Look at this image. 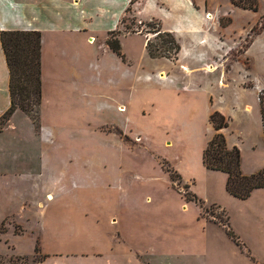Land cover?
<instances>
[{
  "label": "crops",
  "instance_id": "crops-1",
  "mask_svg": "<svg viewBox=\"0 0 264 264\" xmlns=\"http://www.w3.org/2000/svg\"><path fill=\"white\" fill-rule=\"evenodd\" d=\"M262 3L259 0L258 10L252 11L235 7L231 0H0V34L3 31H36L41 33L42 38L41 132H35L33 125L32 134L35 135V142L41 146V154L37 155L40 161L32 169L28 157L17 152H8L9 148L16 151L17 145L24 143L30 136L29 131V136H25V130L13 121L12 117L21 112L16 111L0 133V137L12 134L7 145L9 148L6 149L9 154H0V178L29 179L28 184L34 193L38 197L42 194L46 198L52 197L59 210L58 216L53 220H39L31 230L23 222L6 217L0 223V242L7 246L9 255L5 257L0 251V264H170L172 260V263L185 264L186 256L203 254L206 229L220 226L204 219L197 204L186 201L173 188L169 174L162 168L161 163L158 164L157 171L160 174H155L154 178L159 179L163 186L166 185L169 191L157 190L152 185L133 183L134 178H143V173L136 172L134 177L128 176L127 158L119 153L120 147L124 145L122 142L125 143L124 135L120 134L114 122L111 125L98 126V133L89 125L72 126L74 129L67 133L59 131L66 129L61 128L62 124L56 123V127L45 124L41 119V111L43 107H67L62 91L70 93L78 88L77 85L82 87V97L93 98L88 91V85L93 83V59L102 60L101 71L106 77V84L115 86L116 90H113L109 104L117 107L119 115V110L126 109L128 104L123 102L125 93H122L126 87V83H123L125 75H118L115 80V77L109 75L110 69L105 63L108 60L125 68L126 61L123 58V63L120 62L121 57L111 51L107 41L111 33L119 31L129 6H132L140 22L155 20L164 32L175 35L181 51L178 58L172 61L179 62L180 69L190 74L198 70L212 71L215 68L206 67L227 63L254 25L264 19ZM261 28H264V24ZM70 35L84 36L83 43H64L62 38ZM251 43L233 60L234 63L246 55ZM81 46L89 50L81 52ZM189 48L191 53L187 50ZM83 57L87 61L83 70L86 75H80L74 70V65ZM190 62L195 65L194 68H189ZM223 76L225 79L226 74ZM219 82L222 83L221 80ZM222 84L224 88L229 85ZM185 91H188L187 86ZM173 99L167 88L159 90L152 100L155 109L154 117L150 121L155 125L167 121V116H163L167 112L164 106H168V102L172 104ZM131 103L132 100L129 101ZM113 106L111 107L114 108ZM9 107V70L0 41V117ZM172 107L170 106V113H174ZM178 108L172 117L175 119L181 111L185 113L182 119L186 120L189 109H192L190 98L186 96L185 105ZM246 109L250 110V107L247 106ZM213 112L225 114L219 108H215L210 115ZM105 128L113 130L108 133L100 132ZM93 137H96V148L102 153V163L105 164L100 176L90 170L78 172L66 164L63 165L65 170H61L57 163L67 161L68 157L62 160L60 154L50 158L53 169H46L48 141L54 143L56 148L61 146L62 138L78 145L88 142L91 144ZM206 146L207 143L203 150ZM89 147L92 152V145ZM233 147L237 146L232 144L229 148ZM93 158L86 153L79 156L81 161ZM164 161L181 177L184 185L190 186L193 181L185 176V172L178 167L174 168L168 160ZM201 164L206 169L202 154ZM260 195L264 196V189L254 191L244 201ZM32 204L44 209L41 207L43 201L35 200ZM190 212L192 219L189 221ZM28 231L35 236L36 242L32 254L22 256L14 252L15 247L9 234L17 236ZM261 234L264 242V221Z\"/></svg>",
  "mask_w": 264,
  "mask_h": 264
},
{
  "label": "rangeland",
  "instance_id": "rangeland-1",
  "mask_svg": "<svg viewBox=\"0 0 264 264\" xmlns=\"http://www.w3.org/2000/svg\"><path fill=\"white\" fill-rule=\"evenodd\" d=\"M262 2L261 12L264 15V0ZM129 8L119 29L122 54L125 55L124 60L126 61L125 68L118 67L117 64L114 65L103 57L106 60L105 66L110 69V76L117 80L118 75L120 77L125 75L123 83H126V87L122 93H125L123 102L128 104L126 109L119 110L121 112L119 115L117 107L109 104L115 86H107L106 77L101 71L102 60L93 59V83L88 85V91L93 98L82 97V87L78 85V88L70 93L62 91L67 107H43L41 119L47 125L62 124L61 128L66 127V129H59V131L67 133L74 129L72 126L85 127L87 125L98 133L100 130H97L98 126L111 125L114 122L120 134L124 135L125 143L122 142V145L124 144L125 147L121 146L119 153L127 158L128 176H133L136 172L143 173V178H134L133 183L143 186L152 185L157 190L169 191L166 185L163 186L159 179L154 178L159 170V163L164 170L169 168L164 160H168L174 168H180L185 172L186 177L191 178L193 182L190 183L189 189L178 179L175 183L172 182L173 188L183 196L185 193L192 192L199 197L204 202L201 205L197 204L201 216L220 227L210 226L206 229L204 253L200 256L192 254L186 256L185 264H264V242L261 234L264 221V196L260 195L250 201H241L230 196L226 191L227 175L203 169L201 164L203 148L215 134L209 115L215 108H219L225 111L223 115L229 120L228 128L223 130L226 142L229 147L235 144L241 152L243 173L251 175L264 168V141L258 101L259 93L264 90V28H261L264 19L254 25L241 46L233 51L227 63L206 67L215 68L213 71L198 70L189 74L180 69L179 62L175 63L174 60L167 58H153L148 54L146 40L154 41L155 35L149 32L151 29L147 25L154 24L155 20L140 22L132 6ZM48 41H50L49 37ZM62 41L66 44H82L84 36L70 35L63 37ZM250 42L252 43L246 55L234 63L233 60L237 59ZM80 50L86 52L89 49L81 46ZM187 50L192 52L190 48ZM124 60L120 58L121 63ZM86 64L87 61L83 57L74 65V70L80 75H86L83 71ZM189 64V68L195 67L191 62ZM223 74H226L225 79ZM219 80L224 84H229L228 87L224 88ZM185 86L188 87V91H185ZM162 88L170 90L174 99L172 104L168 102V106H164L167 112L163 116H167V121L164 120L155 125L150 121V118L154 117L155 109L152 100ZM186 96L190 98L192 107L189 109L188 118L182 119L185 113L180 111L174 119L172 116L176 114V109H179L178 107L182 104L185 105ZM131 100L132 103L129 104ZM170 106H173L174 113H170ZM247 106L250 110L246 109ZM12 119L17 125L20 124L19 128L25 130L23 132L25 136H29L28 131L30 136L24 143L17 145L16 151L7 146L12 139V134L0 137V151L2 150L0 154L20 153L28 157L30 168L33 169L40 161L37 155L41 154V146L35 142L33 138L35 135L32 136L33 124L21 112L14 115ZM109 130L113 129L105 128L100 132L108 133ZM35 132L41 131L36 130ZM77 132L81 131L77 130ZM96 137H93L91 144L88 142L75 145L71 144L69 139H65L67 138L65 136L62 138L61 146L56 148L54 143L48 141L46 169L48 171L53 169L50 158L55 154H60L62 160L68 157L67 161L57 163L61 170H65L63 165L66 164L71 169H77L78 172L90 170L100 176L105 164L102 163V153L96 148ZM90 145H92V152L89 150ZM7 148H9L8 152ZM83 153H86L88 157L93 156V160H79V156ZM28 182L29 179L0 178V223L6 217H11V219L23 222L26 228L31 230L37 221L53 220L58 216L56 201H53L52 197L46 198L44 194L38 197ZM35 200L43 201L41 207L44 209L37 208L36 204L33 205L32 202ZM175 217L178 216L175 215ZM191 219L192 212L188 213V220ZM228 225L240 238L243 251L227 235L224 226ZM190 226L192 227V223ZM9 235L15 247V253L22 256L32 254L36 240L31 232L17 236L11 233ZM0 251L5 257L9 255L4 242H0ZM251 257L255 260L253 261ZM172 262L173 260L170 264H176Z\"/></svg>",
  "mask_w": 264,
  "mask_h": 264
},
{
  "label": "trees",
  "instance_id": "trees-1",
  "mask_svg": "<svg viewBox=\"0 0 264 264\" xmlns=\"http://www.w3.org/2000/svg\"><path fill=\"white\" fill-rule=\"evenodd\" d=\"M235 7L257 11L259 0H231ZM133 3V2H132ZM130 8L127 9V12ZM147 26L155 35L154 41L147 40L146 51L153 58L175 60L181 51V46L174 34L164 32L157 21ZM156 26V27H155ZM120 31L110 34L107 45L115 54L124 58L119 40ZM41 33L36 31H3L0 34L2 49L9 70L10 107L0 117V133L16 111H21L39 130L40 107L42 102L41 81ZM261 125L264 141V90L258 96ZM210 122L215 130L214 137L208 142L202 153L204 167L210 171L227 175L226 191L238 200H247L256 190L264 189V168L257 173L246 175L242 171L241 152L237 147L229 148L223 130L229 126V120L219 112L210 115ZM166 173L173 183L181 177L172 168ZM189 189V186H185ZM190 192V191H189ZM188 202L201 205L204 202L194 193H185ZM229 219V218H228ZM229 238L243 251L240 238L231 227L224 226ZM248 256L250 254L248 252ZM254 261L255 259L251 257Z\"/></svg>",
  "mask_w": 264,
  "mask_h": 264
},
{
  "label": "bare ground",
  "instance_id": "bare-ground-1",
  "mask_svg": "<svg viewBox=\"0 0 264 264\" xmlns=\"http://www.w3.org/2000/svg\"><path fill=\"white\" fill-rule=\"evenodd\" d=\"M213 71V70H212ZM49 199H52V198H49Z\"/></svg>",
  "mask_w": 264,
  "mask_h": 264
}]
</instances>
